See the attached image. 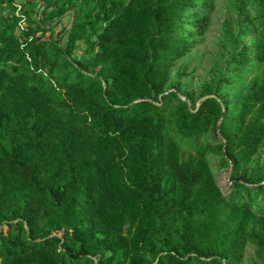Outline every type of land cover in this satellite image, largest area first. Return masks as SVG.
Listing matches in <instances>:
<instances>
[{
  "label": "trees",
  "instance_id": "1",
  "mask_svg": "<svg viewBox=\"0 0 264 264\" xmlns=\"http://www.w3.org/2000/svg\"><path fill=\"white\" fill-rule=\"evenodd\" d=\"M236 5L254 32L214 90L239 97L195 105L166 87L212 0H0V264H242L249 245L264 264V0ZM68 10L64 45L44 39Z\"/></svg>",
  "mask_w": 264,
  "mask_h": 264
},
{
  "label": "rangeland",
  "instance_id": "2",
  "mask_svg": "<svg viewBox=\"0 0 264 264\" xmlns=\"http://www.w3.org/2000/svg\"><path fill=\"white\" fill-rule=\"evenodd\" d=\"M16 3H25L26 0H14ZM213 6L210 12L209 27L204 33L201 43L194 48L186 57L177 62L172 70L170 82L166 87V91L175 92L180 98L189 101L190 104L197 105L207 96L219 97L223 94L230 100H236L239 97V89L241 83L224 84L219 94L215 93V82L219 79V73H229L230 61V37L237 36L236 43L238 48H243L246 41L250 40L253 28L250 20L240 15L236 5V0H212ZM25 9L29 10L30 18H36L40 11L39 5H25ZM72 10H68L60 19L56 21H48L49 32L44 39L58 38L60 45H64L65 37L62 34L66 31L70 23V15ZM253 27V25H252ZM41 35V33H40ZM74 57L87 59L90 53L84 45L74 52ZM246 71L250 70V66L245 67ZM264 74V67L255 69L253 75ZM209 93V95H205ZM229 110H223V120H228ZM212 133L201 139V143L213 141ZM210 166L215 174L218 184L224 193L227 192L230 178H234L231 168L219 169L217 165V157L210 155ZM242 171H238L241 175ZM248 175L264 176V143L260 147L257 155L254 157L251 166L248 169ZM264 182V181H263ZM258 204L264 207V194L260 197ZM2 230H6V226H1ZM57 236L61 237L63 231H55ZM253 247L247 246L245 258L242 264H251L253 259Z\"/></svg>",
  "mask_w": 264,
  "mask_h": 264
},
{
  "label": "built area",
  "instance_id": "3",
  "mask_svg": "<svg viewBox=\"0 0 264 264\" xmlns=\"http://www.w3.org/2000/svg\"><path fill=\"white\" fill-rule=\"evenodd\" d=\"M26 1H31V0H26Z\"/></svg>",
  "mask_w": 264,
  "mask_h": 264
},
{
  "label": "crops",
  "instance_id": "4",
  "mask_svg": "<svg viewBox=\"0 0 264 264\" xmlns=\"http://www.w3.org/2000/svg\"><path fill=\"white\" fill-rule=\"evenodd\" d=\"M17 1H19V0H17Z\"/></svg>",
  "mask_w": 264,
  "mask_h": 264
},
{
  "label": "water",
  "instance_id": "5",
  "mask_svg": "<svg viewBox=\"0 0 264 264\" xmlns=\"http://www.w3.org/2000/svg\"><path fill=\"white\" fill-rule=\"evenodd\" d=\"M183 100H185V99H183Z\"/></svg>",
  "mask_w": 264,
  "mask_h": 264
}]
</instances>
